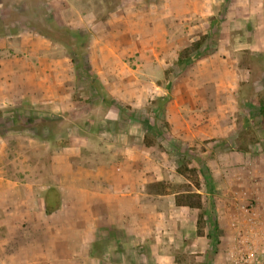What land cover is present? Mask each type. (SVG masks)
<instances>
[{"label": "rangeland", "instance_id": "1", "mask_svg": "<svg viewBox=\"0 0 264 264\" xmlns=\"http://www.w3.org/2000/svg\"><path fill=\"white\" fill-rule=\"evenodd\" d=\"M26 1L0 0V181H5L6 176L22 184H53L51 158L69 143L67 127L71 123L66 117L48 118L50 122H46L43 119L47 117L34 113L29 103L22 107L24 113L18 111V100L30 96L44 99L57 93L74 100L101 93H130L131 72L125 63L135 68L141 63L155 64L151 70L140 69L137 75L146 83L156 82L163 96L143 106L148 119L146 123L140 120L142 124L136 130L140 135L147 131L146 136L155 144V162L160 164L155 166L154 183L189 189L191 183L177 173V168L191 163L187 155L199 158L204 169V174H199L200 193L211 218L204 228V239H184L182 243L178 236L182 244L172 242L171 256L175 264H236L237 252L233 251L237 243L230 223L240 220L239 224L246 227L241 207L253 199V192L264 181V117L255 101L257 93L264 94V0H147L145 4L130 0L132 4L126 8L135 16L124 28L138 36L169 33V46L149 56L142 54L141 59L140 53L93 54V62L105 66L108 78H120V84L109 85L108 89L100 82L102 92L91 86L88 72L72 64L67 47L48 39L39 42L38 54L27 47V40L35 35L26 29L18 32V28L36 23L42 11L36 8L38 0H30V8ZM86 1V5H78L72 0H49L48 15L53 13L75 24L92 10L107 20L120 2ZM251 30L258 32L251 34ZM208 33L217 39L208 43L205 57L181 70L177 65L178 51ZM166 71L172 74L168 76ZM170 80L172 87L167 92L165 86ZM11 97L14 104L9 102ZM126 107L131 111L130 106ZM248 120L250 133L244 130ZM43 123L47 127L41 138L36 127ZM153 191L156 192L154 188ZM4 203L5 186L0 185L1 213ZM156 207L158 212L165 211V226L183 220L187 233L195 237L199 210L176 208L173 196L162 199ZM258 260L256 264H264V254Z\"/></svg>", "mask_w": 264, "mask_h": 264}, {"label": "crops", "instance_id": "2", "mask_svg": "<svg viewBox=\"0 0 264 264\" xmlns=\"http://www.w3.org/2000/svg\"><path fill=\"white\" fill-rule=\"evenodd\" d=\"M72 1L78 5L87 2ZM139 2L145 4L147 0ZM130 4V0L117 2L107 20L100 19L92 10L75 24L63 20L90 32L89 70L107 89L120 84V78H108L105 66L93 62V54L140 53L141 59L142 54L149 56L160 47L169 46V33L138 36L124 28L135 16L126 8ZM49 5V0H45L43 6L50 8ZM25 29L35 35L27 40V47L40 53L39 42L48 38L27 24L19 27L18 32ZM257 32L251 30V34ZM154 65L141 63L135 68L125 63L133 88L130 93L110 92L106 100L97 94L74 100L61 93L44 99L30 96L18 100V111L29 103L33 106L30 109L43 117H66L71 123L67 127L69 143L51 158L53 184H22L6 176L5 181H0L5 186L4 211H0V264H175L170 253L172 242L181 245L184 239H204L198 236L196 225L195 237L190 231L187 233L183 220L165 226V211L156 210V203L171 196L156 194L151 188L155 166L160 163L155 162V147L144 144L147 131L142 135L136 131L137 125L148 119L143 106L163 96L156 82L146 83L137 75L140 69L151 70ZM253 193L258 207L263 208L264 181ZM95 242L101 246L100 256L93 254Z\"/></svg>", "mask_w": 264, "mask_h": 264}, {"label": "trees", "instance_id": "3", "mask_svg": "<svg viewBox=\"0 0 264 264\" xmlns=\"http://www.w3.org/2000/svg\"><path fill=\"white\" fill-rule=\"evenodd\" d=\"M32 1V0H31ZM45 0H38L36 2V8L41 9L42 15L41 19L37 18L36 23H31V27L34 28L39 34L45 38L50 39L52 42L63 45L70 50L71 61L78 69H82L85 72H88L90 75V84L97 90V92L104 91V87L100 86L99 77L89 70L90 67V58H89V46L91 41V34L86 32L82 28H74L68 23L61 20L56 15H48L49 11L45 6H43ZM28 8H30V0H28ZM39 9V10H40ZM211 23H214V19L211 20ZM217 39V36L208 33L200 36L197 41L192 42L189 46L181 49L177 53V65L181 70H185L188 67L193 66L200 60H202L206 54L204 50L210 41ZM166 74L170 76L172 71H166ZM172 87L171 80L165 86L167 92H170ZM101 96L107 99V95L101 93ZM255 101L259 107V113L264 117V94L257 93ZM46 118V117H45ZM46 119V122H50ZM47 127L46 123L37 126V135L41 138H44V129ZM244 130L246 132H251V122L248 120L244 123ZM144 144L146 147L154 146V142L148 137H144ZM186 158L191 160L183 166L177 168V173L185 176L191 185L188 186L189 189L179 190L175 188L168 187L166 182H158L152 185V188L156 190V194L162 196H174L175 205L177 207H186L190 209H197L200 211L197 221V234L198 236L204 235V228L207 224L211 222L209 217V212L205 209L203 196L200 193L201 190V181L199 174H204V169L201 165V160L199 158H191L190 155H187ZM207 183H209V192H212L210 189V179L207 178ZM193 187L194 189H191ZM208 217V218H207ZM213 226V225H212ZM209 238H212V235H208ZM95 256L101 255V246L98 242L94 243ZM209 260L211 256H208Z\"/></svg>", "mask_w": 264, "mask_h": 264}, {"label": "built area", "instance_id": "4", "mask_svg": "<svg viewBox=\"0 0 264 264\" xmlns=\"http://www.w3.org/2000/svg\"><path fill=\"white\" fill-rule=\"evenodd\" d=\"M241 207V214L247 219L246 227L241 226L240 220L231 221L235 234L236 264H256L258 256L264 254V207L259 208L256 199H250Z\"/></svg>", "mask_w": 264, "mask_h": 264}]
</instances>
